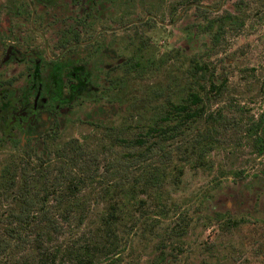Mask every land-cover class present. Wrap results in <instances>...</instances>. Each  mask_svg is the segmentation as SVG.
<instances>
[{"label":"rangeland","instance_id":"obj_1","mask_svg":"<svg viewBox=\"0 0 264 264\" xmlns=\"http://www.w3.org/2000/svg\"><path fill=\"white\" fill-rule=\"evenodd\" d=\"M203 5L208 10L200 8ZM18 9L26 12L16 16L13 12ZM228 14L230 22L222 28L218 21L205 25L208 17ZM69 30L78 32L79 38L60 43ZM29 33L34 36L27 37L31 43L26 45L23 40ZM32 55L39 58L41 77L32 76L33 68L27 65ZM197 58L209 62L215 81L226 74L221 93H208L206 87L210 110L224 113L219 142L205 164L197 163L187 141H193L199 130L189 121L184 134L165 139L171 157L157 154L154 159L167 161L163 185L168 200L185 198L207 183L211 186L219 162L226 174L218 187H210L208 202L192 212L182 235L186 246L172 264H264V154L251 150L246 135L248 121L264 117V0H29L27 4L0 0V80L10 79L0 83V173L8 162L16 166L15 178L24 171L18 162L25 143L21 120L39 110L46 124L47 115L58 122L53 147L45 157L51 160L45 173L58 174L65 162L56 161L52 151L60 141H72L73 158L83 157L88 164V169L76 166L87 178L79 192L87 215L81 219L57 215L59 227L42 237L45 245L63 250L74 237L82 238L115 195L111 185L109 193L102 186L138 176L140 164L152 160L136 154L126 161L135 164L125 172L106 168L109 160L140 149L128 138L141 133L167 99L185 93L190 63ZM38 78L40 98L33 103ZM200 81L197 88L204 95V80ZM121 96L129 100L122 113L115 110ZM12 123L20 128L14 133ZM34 143L43 149L40 137ZM32 158L28 170L34 178L27 182L28 189L40 200L43 170L39 173ZM175 166L182 171L174 177ZM8 187L0 197V264L37 263L36 217L30 222L9 212L22 201L13 195L15 187ZM47 202L55 204L51 195ZM40 204L36 201L33 209ZM217 210L244 219L226 224L209 218ZM144 243L136 244L134 253L123 252L117 264H151L156 249L153 243ZM62 255L60 251L58 256ZM206 258L209 263H203Z\"/></svg>","mask_w":264,"mask_h":264},{"label":"trees","instance_id":"obj_2","mask_svg":"<svg viewBox=\"0 0 264 264\" xmlns=\"http://www.w3.org/2000/svg\"><path fill=\"white\" fill-rule=\"evenodd\" d=\"M29 0H26V4ZM17 7V6H16ZM15 7V8H16ZM200 8L208 10L206 5ZM21 11V9H18ZM230 13V12H229ZM230 14L219 15L217 17H208L205 25L211 27L214 21H218L219 28L227 25L230 21ZM216 33L218 31H215ZM210 64L206 61L192 59L190 63L191 78L187 83L185 93L179 98H169L162 109L155 110L152 119L145 125L141 133L136 136H130L128 141L131 146L138 145L139 150L135 153L132 150L125 156L116 157L115 160H109L106 168L110 171H127V168L134 166L135 163H126L128 158H135L140 155L143 161L138 168L141 173L133 175L129 180L122 178L110 184L102 186V191L109 193L107 188L111 185L114 190L110 198L108 208L98 215L94 226L89 227L85 234L76 236L71 243L63 250L57 245L48 246L43 243V236L49 235L52 230L59 227L57 215L60 217H85L87 211L83 205L84 196H81L80 189L86 185V176L81 175L79 169H88L86 159L83 157L74 159V145L72 141L59 142L55 145L54 158L58 162L65 161L59 167L58 174L49 175L46 172V166L50 163L45 159L47 150L54 144L56 130L45 133L42 136L43 149L28 141L22 145L20 158L23 172L15 178L13 171L16 166L8 162L2 168L0 173V197L10 185L15 187L13 195L19 198L22 203L17 208H10L9 212L17 218H28L27 221H33L36 217L37 224V244L40 247L38 262L34 264H108L113 261L117 264L121 259L123 252L134 253L136 244L141 241L154 244L155 252L149 258L151 264H172L177 261L180 252L184 250L186 242L182 240V235L187 231L189 222L192 218V212L199 211L205 203L208 202L210 187H218L224 179L225 165L218 163L217 174L214 175L208 183L198 187L194 193L185 198H171L168 200L169 193L164 188L163 183L168 178V169L165 168L167 161L164 158L154 159L155 155L167 156L170 151L166 150L165 139L172 140L177 134H184L189 127V121L196 123L199 132L194 134L193 141L188 142V152H191L197 163L205 164L209 160V152L219 142V136L223 132L222 110L212 111L206 104L208 93H221L226 85V74H222L219 80L215 81V74L210 70ZM214 69V68H213ZM211 71V72H210ZM198 73H203L202 77ZM210 77H209V76ZM220 75V74H219ZM204 80L203 91L201 94L197 85ZM191 82V83H190ZM207 84V85H205ZM120 94V93H119ZM121 96L117 98L115 110L120 113L126 110L128 99ZM201 127H198V124ZM118 130L116 134L119 132ZM247 137L250 141L251 150L256 154H264V117L253 118L248 121L246 128ZM50 137V138H49ZM52 139L49 143L47 139ZM120 139V136L117 137ZM58 143V141L56 142ZM186 145V144H185ZM35 154L36 157L32 158ZM71 156L72 160H67ZM31 158L36 161V168L40 167L43 185L40 188V200L30 192L28 181L34 176L29 172L31 168ZM49 161V162H48ZM81 164V165H80ZM57 166L60 164H56ZM78 166V170L76 169ZM173 167V166H172ZM172 176L182 171L180 167H174ZM61 175V176H60ZM10 183V184H8ZM142 186V187H140ZM9 188V187H8ZM10 189V188H9ZM147 192L146 196H139V191ZM117 190H120L117 192ZM32 194V195H31ZM51 195L55 204H45L47 196ZM46 196V197H45ZM40 202V206L33 209L34 205ZM39 213L34 214V213ZM209 218L224 221L226 224H238L244 218L232 216L229 211H213L208 214ZM14 231L15 228H13ZM142 238V240H141ZM213 248V246H210ZM61 251L62 256H58ZM68 257V258H65ZM208 258L203 263H209Z\"/></svg>","mask_w":264,"mask_h":264},{"label":"flooded vegetation","instance_id":"obj_3","mask_svg":"<svg viewBox=\"0 0 264 264\" xmlns=\"http://www.w3.org/2000/svg\"><path fill=\"white\" fill-rule=\"evenodd\" d=\"M25 12L18 11V12H13V13L16 16L17 15L21 16L22 14L24 15ZM31 13H32V15L30 18H33L34 12H31ZM27 35L24 36L23 41L26 43V45H29L31 42L29 39H27V37L34 36V35L32 33H29ZM78 38H79L78 32H76L75 30H69V32L66 35L60 37L58 41L62 44H65L66 41H70L72 39H78ZM27 65L29 68H33V72L31 73V74H33L32 76H38L39 77L41 75L40 74L41 68H40V63H39L38 57H35V55L28 56L27 57ZM34 70H37V73H34ZM4 80L8 81L10 79H8V78L1 79L0 83H2ZM40 87H41L40 78H38V82L36 83L35 91H34V95H36V98L33 99V103H38L37 99L40 98V96L38 94ZM41 113H42L41 110H39L36 115L30 116V117L27 116L21 120L22 132L25 135V140H24L25 143L28 141L35 142L36 139H38L39 137L42 139V136L46 132L52 131L56 127L58 122H57V119L55 117H51V116L47 115L48 119H47V124H46L45 119H43L41 116L42 115ZM21 115H22L21 113H17L18 118H20ZM10 128L12 129L11 130L12 133H14L15 132L14 130H17L16 128H19V126H17V124H15V123H12V124H10Z\"/></svg>","mask_w":264,"mask_h":264}]
</instances>
